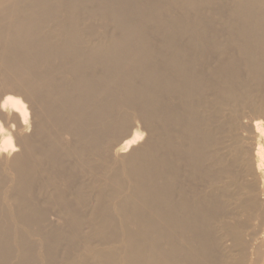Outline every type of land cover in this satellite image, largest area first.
<instances>
[{
    "label": "bare ground",
    "instance_id": "6f19581e",
    "mask_svg": "<svg viewBox=\"0 0 264 264\" xmlns=\"http://www.w3.org/2000/svg\"><path fill=\"white\" fill-rule=\"evenodd\" d=\"M0 264H264V0H0Z\"/></svg>",
    "mask_w": 264,
    "mask_h": 264
}]
</instances>
